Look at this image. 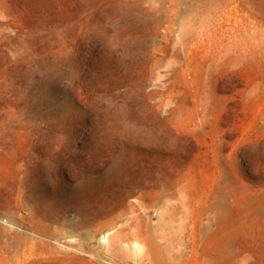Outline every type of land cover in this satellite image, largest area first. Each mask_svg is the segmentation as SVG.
I'll return each mask as SVG.
<instances>
[{"label":"rangeland","instance_id":"rangeland-1","mask_svg":"<svg viewBox=\"0 0 264 264\" xmlns=\"http://www.w3.org/2000/svg\"><path fill=\"white\" fill-rule=\"evenodd\" d=\"M20 216L99 264H264V0H0V264Z\"/></svg>","mask_w":264,"mask_h":264},{"label":"bare ground","instance_id":"bare-ground-1","mask_svg":"<svg viewBox=\"0 0 264 264\" xmlns=\"http://www.w3.org/2000/svg\"><path fill=\"white\" fill-rule=\"evenodd\" d=\"M18 203L28 215L33 214L30 202L20 192ZM33 222V224L27 223L22 216L13 222V264H33L37 258L42 261L40 264H78L79 261L84 264H99L93 255H90L89 259L79 255V251L82 250L72 243V237L65 236L61 227H56L57 221L45 222L37 218ZM27 233H30L31 237H28ZM105 238L106 236L103 237ZM62 239L66 242L64 243ZM136 246L137 254L142 252L141 246L138 244ZM106 262L104 264H123V261L120 263L110 260Z\"/></svg>","mask_w":264,"mask_h":264}]
</instances>
